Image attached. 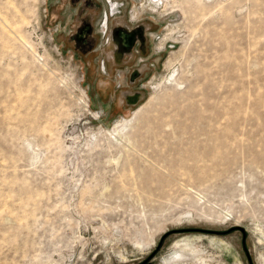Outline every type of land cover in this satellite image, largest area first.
Segmentation results:
<instances>
[{"label": "rangeland", "instance_id": "1", "mask_svg": "<svg viewBox=\"0 0 264 264\" xmlns=\"http://www.w3.org/2000/svg\"><path fill=\"white\" fill-rule=\"evenodd\" d=\"M68 2L0 0V264H264V0H127L115 80Z\"/></svg>", "mask_w": 264, "mask_h": 264}, {"label": "flooded vegetation", "instance_id": "2", "mask_svg": "<svg viewBox=\"0 0 264 264\" xmlns=\"http://www.w3.org/2000/svg\"><path fill=\"white\" fill-rule=\"evenodd\" d=\"M68 1L69 5H77L80 8L78 21L72 32L73 39L71 38L70 42L79 48L88 49L87 53L82 54L92 55L93 60L97 57L102 74L109 75L115 80L113 76H121L117 70L126 68L125 63L133 60V57L136 58L138 53L148 52V32H151L149 30L157 22L146 17L133 21L127 0ZM66 2L67 0H64L63 8ZM118 2L120 6L117 5ZM134 65H130L129 68ZM93 69L97 71L96 62ZM142 71L143 69L132 71L133 75L129 77L132 83L139 79ZM121 84L118 82L116 87H120Z\"/></svg>", "mask_w": 264, "mask_h": 264}, {"label": "water", "instance_id": "3", "mask_svg": "<svg viewBox=\"0 0 264 264\" xmlns=\"http://www.w3.org/2000/svg\"><path fill=\"white\" fill-rule=\"evenodd\" d=\"M233 227L239 228L240 230L244 231V228L241 225L231 226L230 228L225 229V230H218V229H212V228H203V227L191 226V227H183V228L172 229V230H169V231L200 230V231H208V232L222 233L224 231H228V230L232 229ZM169 231L168 232H165L161 236L158 244H156V249L159 248V246L162 243L164 237L169 233ZM243 247L245 248L244 243H243ZM248 259L250 260V257L249 256H248ZM146 260H143L141 262H137V263H134V264H143L144 262H146Z\"/></svg>", "mask_w": 264, "mask_h": 264}]
</instances>
